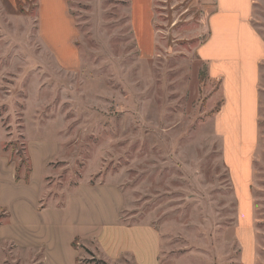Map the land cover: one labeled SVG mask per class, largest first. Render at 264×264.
<instances>
[{
  "label": "rangeland",
  "instance_id": "374dc122",
  "mask_svg": "<svg viewBox=\"0 0 264 264\" xmlns=\"http://www.w3.org/2000/svg\"><path fill=\"white\" fill-rule=\"evenodd\" d=\"M39 1L0 0V156L24 175L28 140L58 142L41 206H62L82 183L113 184L122 225L153 236L158 264H264V60L257 144L227 142L238 100L247 122L252 108L247 81L218 78L196 56L214 0H156L149 60L130 0ZM252 22L264 40V0ZM8 216L0 207V226ZM73 247L79 264H135L95 240ZM43 255L0 237V264Z\"/></svg>",
  "mask_w": 264,
  "mask_h": 264
},
{
  "label": "crops",
  "instance_id": "0c3cea01",
  "mask_svg": "<svg viewBox=\"0 0 264 264\" xmlns=\"http://www.w3.org/2000/svg\"><path fill=\"white\" fill-rule=\"evenodd\" d=\"M39 2L43 8L45 0ZM155 2L130 0L131 29L136 44L137 39L140 42L143 60L153 59L158 52ZM253 15L254 0H214L207 17L208 35L196 47V56L208 63L214 76L226 80L237 75L242 89L248 82L251 119L247 122L248 117H243L246 101L235 102L237 137L227 136V142L246 146L256 145L259 138L260 65L264 60V40L254 27ZM247 125L251 126L245 134ZM27 146L32 164L28 183L17 181L16 164L0 156V207L9 215L0 226L1 238L20 246L43 247V264H79L73 247L79 239L95 240L109 260L129 256L135 264H158L157 249L149 246L153 236L122 225L123 197L116 185L82 183L62 206L42 207L47 163L58 154L59 145L52 139H33Z\"/></svg>",
  "mask_w": 264,
  "mask_h": 264
},
{
  "label": "trees",
  "instance_id": "16d2710c",
  "mask_svg": "<svg viewBox=\"0 0 264 264\" xmlns=\"http://www.w3.org/2000/svg\"><path fill=\"white\" fill-rule=\"evenodd\" d=\"M30 173H31V166L28 168V171L26 172V174H21V167L17 166L16 167V180L19 181L21 179H24L25 182H29V178H30Z\"/></svg>",
  "mask_w": 264,
  "mask_h": 264
}]
</instances>
